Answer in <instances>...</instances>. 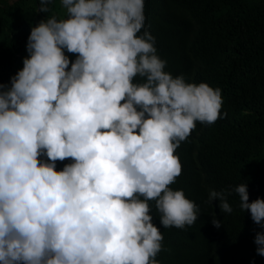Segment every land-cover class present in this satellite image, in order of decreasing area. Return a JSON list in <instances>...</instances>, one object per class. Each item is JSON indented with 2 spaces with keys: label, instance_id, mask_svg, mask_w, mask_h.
Wrapping results in <instances>:
<instances>
[{
  "label": "clouds",
  "instance_id": "clouds-1",
  "mask_svg": "<svg viewBox=\"0 0 264 264\" xmlns=\"http://www.w3.org/2000/svg\"><path fill=\"white\" fill-rule=\"evenodd\" d=\"M60 4L0 82V264H160L153 207L164 228L196 223L200 207L171 187L176 149L221 118V90L165 70L145 0ZM232 192L264 228V198L250 201L246 183L209 190L207 203L230 214ZM254 243L264 256V231Z\"/></svg>",
  "mask_w": 264,
  "mask_h": 264
},
{
  "label": "trees",
  "instance_id": "trees-1",
  "mask_svg": "<svg viewBox=\"0 0 264 264\" xmlns=\"http://www.w3.org/2000/svg\"><path fill=\"white\" fill-rule=\"evenodd\" d=\"M46 13L39 0H0V82L23 67L31 27L52 15L64 16L60 0ZM145 27L155 37L165 70L186 80L206 82L222 95L221 118L197 122L176 149L182 189L201 209L191 227L164 228L153 207V223L164 237L160 264H264L256 252L255 224L239 208L222 213L207 203L209 190H231L246 183L249 200L264 198V0H145ZM75 59L71 53H66ZM57 162L62 169L64 163ZM212 216L222 221L219 228Z\"/></svg>",
  "mask_w": 264,
  "mask_h": 264
}]
</instances>
